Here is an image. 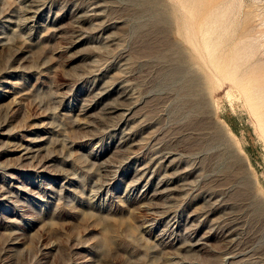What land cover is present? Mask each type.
<instances>
[{
  "label": "rangeland",
  "instance_id": "374dc122",
  "mask_svg": "<svg viewBox=\"0 0 264 264\" xmlns=\"http://www.w3.org/2000/svg\"><path fill=\"white\" fill-rule=\"evenodd\" d=\"M263 127L264 0H0V264H264Z\"/></svg>",
  "mask_w": 264,
  "mask_h": 264
},
{
  "label": "bare ground",
  "instance_id": "6f19581e",
  "mask_svg": "<svg viewBox=\"0 0 264 264\" xmlns=\"http://www.w3.org/2000/svg\"><path fill=\"white\" fill-rule=\"evenodd\" d=\"M203 10H205L204 8H202V12H203ZM204 22L202 21L201 23H200V25H199V27H197V28H195L193 25L191 26V30L192 31H194V28L195 29H197L196 31H198L199 32V38H200V47H198V45H196L197 47H198V52L202 55V53L204 52V57L205 56H212L213 55V57L216 59V58H219V59H221L219 56L221 55V53H220V51H216L215 50V48L214 49H212V47H211V49H209V50H206L205 51V49L207 48V45H208V47L210 46V45H214V44H220V45H223L222 47L223 48H225L224 50H222L223 51V53L222 54H224L223 56H222V59H224V58H226V60H222L223 61V63L221 64H218L219 66H217V68H219L221 71L220 72H222L221 74L223 75H226V74H228L229 75V73H235V72H237L238 71V68H239V65L236 63V62H242V60H244V58H245V56H242L241 54L242 53H239V52H237V53H229L228 51H226L227 50V48L230 46V44L232 43V41H234L235 39H234V37L233 38H231V40H223L222 39V37H217L216 35H213L212 33H207V32H209V31H205L204 30ZM191 31V32H192ZM207 33V34H206ZM201 34V35H200ZM192 36V35H191ZM193 38V37H192ZM187 39V38H186ZM194 39V38H193ZM234 39V40H233ZM188 41V40H187ZM204 41V42H203ZM201 42H203V43H201ZM207 42V43H206ZM206 43V44H205ZM196 44V43H195ZM215 46V45H214ZM218 47V46H217ZM176 48V47H175ZM201 58H203L202 56H201ZM206 58V57H205ZM254 58V57H253ZM256 58V57H255ZM204 59V58H203ZM207 61H209V60H207ZM206 61V62H207ZM210 62V61H209ZM209 62H207V64H208V66H209V68L211 69V70H213L214 68L216 69V66H214V65H209L210 63ZM203 63V62H202ZM217 70L218 69H216V71L215 72H217ZM216 74V73H215ZM217 75V74H216ZM217 76H219V75H217ZM239 77V76H238ZM227 78H228V76H227ZM230 78H231V76H230ZM236 78V77H235ZM220 79V78H219ZM234 80V79H233ZM242 77H240L239 79H237L236 81H232V82H230V83H228L226 86H228V88L230 89V88H232V87H234V85L235 86H238V85H236V84H238L239 83V81H240V83H242ZM245 81V80H244ZM242 85V84H241ZM240 85V86H241ZM190 90H192L191 88H190ZM242 90V89H241ZM194 91V90H193ZM245 91V90H244ZM246 92V91H245ZM249 95V94H248ZM246 96H247V94H246ZM246 98V97H245ZM251 97L249 96L248 98H246L247 100H249ZM247 100H245V101H247ZM252 101V99H250V102ZM247 103V102H246ZM249 105H250V103H248ZM248 105V106H249ZM252 105V104H251ZM250 107V106H249ZM252 107V106H251ZM251 109V108H250ZM252 110V109H251ZM254 113V112H253ZM255 115V114H254ZM259 117V116H258ZM258 121H260L259 119H258ZM257 121V122H258ZM259 123V122H258ZM261 124L260 125H262V122H260ZM260 127V126H259ZM261 128V127H260ZM263 129H264V127H263ZM264 135V134H263ZM35 142V141H34ZM33 144V143H32ZM22 147V146H21ZM21 147H20V149H21ZM24 147V146H23ZM20 149H18V150H20ZM23 151H24V156H28V154L30 153V151L28 150V148H23L22 149ZM30 156V155H29ZM35 156V155H34ZM33 158V157H32ZM263 158H264V156H263Z\"/></svg>",
  "mask_w": 264,
  "mask_h": 264
}]
</instances>
